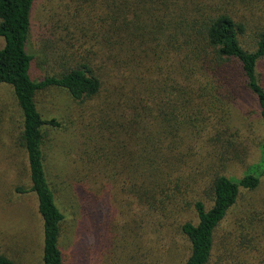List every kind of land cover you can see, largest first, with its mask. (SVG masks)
Segmentation results:
<instances>
[{
    "label": "trees",
    "instance_id": "16d2710c",
    "mask_svg": "<svg viewBox=\"0 0 264 264\" xmlns=\"http://www.w3.org/2000/svg\"><path fill=\"white\" fill-rule=\"evenodd\" d=\"M36 1L0 0L4 42L0 85L12 90L21 119L17 145L26 157L30 187L16 191L36 197L43 264H62L59 241L64 216L47 178L43 147L44 127L58 124L43 120L39 95L54 88L74 102L95 103L102 96L108 101L116 128L127 132L135 156L139 153L135 159L141 188L133 197L149 206L156 196H166L172 185L180 189L194 167L205 172L204 156L218 159L219 151L235 148L240 130L232 133L229 116L238 98H254L264 129V89L256 74L257 64L264 60V31L257 33L255 48L249 51L240 42L242 26L200 4L184 11L171 0H90L86 9L92 22L90 45L83 51L64 49L56 74L33 81V56L27 53V44ZM96 12L100 17L93 19L91 13ZM79 32V37H87ZM86 59L91 63H84ZM262 179L264 137L258 161L240 178L228 177L223 170L207 173L203 183L209 204L195 201L191 205L195 221L180 227L188 243L183 264L213 263L218 228L241 193L255 191ZM0 264L14 263L0 254Z\"/></svg>",
    "mask_w": 264,
    "mask_h": 264
},
{
    "label": "rangeland",
    "instance_id": "374dc122",
    "mask_svg": "<svg viewBox=\"0 0 264 264\" xmlns=\"http://www.w3.org/2000/svg\"><path fill=\"white\" fill-rule=\"evenodd\" d=\"M89 1H36L27 44V53L33 56V81L56 74L64 49L83 51L90 45ZM173 1L184 11L200 4L208 12L229 15L242 26L240 42L249 51L255 48L257 33L264 31V0H192L190 5L186 0ZM91 16L100 17L97 12ZM79 31L87 37H79ZM3 45L0 38V48ZM256 74L264 89V60L257 64ZM106 101L102 96L95 103L74 102L54 88L37 99L43 120L58 124L44 127L43 147L47 178L64 216L59 241L62 264H183L188 243L180 227L195 221L191 209L195 201L208 206L209 190L203 183L207 173L223 170L238 179L259 159L264 129L254 98H238L230 110L232 133L240 130L235 148L219 151L218 159L204 156L205 172L194 167L180 189L172 185L166 196H156L149 206L133 197L141 188L135 159L139 153L135 156L127 132L116 128ZM20 127L12 90L0 85V254L14 264H43L36 197L16 191L30 187L26 157L17 145ZM215 244L218 251L212 264H264V179L255 191L241 193L218 228Z\"/></svg>",
    "mask_w": 264,
    "mask_h": 264
}]
</instances>
